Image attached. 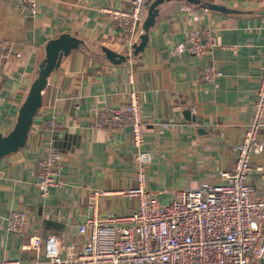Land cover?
Masks as SVG:
<instances>
[{"label": "crops", "instance_id": "crops-1", "mask_svg": "<svg viewBox=\"0 0 264 264\" xmlns=\"http://www.w3.org/2000/svg\"><path fill=\"white\" fill-rule=\"evenodd\" d=\"M130 5V0H37L28 14L17 0H0V40L10 42L16 55L0 73L2 134L13 127L43 67L47 42L61 33L81 40L60 54L47 76L24 146L0 155V258L46 264L31 246L34 237L51 233L64 248H80L77 226L87 217L127 216L137 208V197L121 192L136 185L137 148L129 126L95 125L100 111L124 104L132 89L140 97L142 149L152 155L146 187L161 202L186 186L226 180L223 172L232 168L233 145L251 118L264 61V0H163L146 45L139 51L132 45L126 54V37L107 9ZM191 11L199 14L194 26L209 28L216 42L201 57L186 49ZM104 46L125 58L109 60ZM209 63L222 74L212 82L197 81L199 69ZM51 116L59 128L48 132L42 122ZM259 137L264 140V123ZM50 143L65 160L61 182L42 195L35 166ZM250 165L246 181L264 196V149L251 156ZM17 209L27 213V223L20 231L8 230V213ZM249 264H264V258Z\"/></svg>", "mask_w": 264, "mask_h": 264}, {"label": "built area", "instance_id": "built-area-1", "mask_svg": "<svg viewBox=\"0 0 264 264\" xmlns=\"http://www.w3.org/2000/svg\"><path fill=\"white\" fill-rule=\"evenodd\" d=\"M34 13L37 0H17ZM130 8H109L121 33L126 37L125 53L139 39L147 0H130ZM204 7V10H207ZM190 28L186 32V49L201 57L215 45L211 30L194 26L198 11L188 13ZM16 57L11 43L0 40V73L6 61ZM222 72L213 64L199 69L197 81L212 82ZM264 123V61L256 88V98L249 122L238 142L233 145L234 163L223 172L224 182L201 181L176 190L161 202L146 187L145 167L151 152L142 149L144 123L140 97L128 92L127 101L100 111L95 125L130 128V141L137 148L136 185L121 191L138 199L137 208L127 216H89L77 226L83 236L80 248L61 246L55 234L34 237L30 243L40 250L46 264H249L264 258V196L246 181L250 158L264 149L259 130ZM43 130L59 128L55 116L42 122ZM64 152L50 143L35 166L36 186L44 195L50 186L61 182ZM25 211L11 210L6 218L8 230L20 231L27 223ZM64 252V254H62ZM38 259L0 258V264H39Z\"/></svg>", "mask_w": 264, "mask_h": 264}, {"label": "water", "instance_id": "water-1", "mask_svg": "<svg viewBox=\"0 0 264 264\" xmlns=\"http://www.w3.org/2000/svg\"><path fill=\"white\" fill-rule=\"evenodd\" d=\"M197 2L198 0H188ZM163 0H153L149 3L147 14L142 22L143 33H141L138 42L133 44L134 50H141L147 42L146 31L154 23L155 16L158 13V5ZM209 8L221 9L222 6L207 4ZM28 14L31 11L25 7ZM81 40L71 36L68 33H61L59 36L50 39L45 46V58L43 67L36 78L32 81L24 101L21 103L13 127L6 133H0V155L15 151L24 146L29 127L37 108L41 105V91L45 86L46 78L52 69L57 65L61 53H67L70 49L80 46ZM107 58L113 62H119L125 58V55L117 53L107 47H102Z\"/></svg>", "mask_w": 264, "mask_h": 264}]
</instances>
